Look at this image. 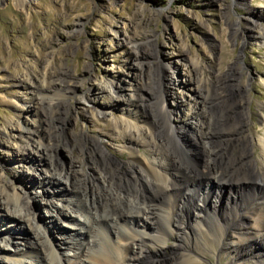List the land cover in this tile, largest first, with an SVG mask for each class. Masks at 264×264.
<instances>
[{
    "label": "rangeland",
    "instance_id": "rangeland-1",
    "mask_svg": "<svg viewBox=\"0 0 264 264\" xmlns=\"http://www.w3.org/2000/svg\"><path fill=\"white\" fill-rule=\"evenodd\" d=\"M25 1L20 6L16 0H0V206L5 204L1 183L9 193L25 192L30 208L22 211L29 213L28 217L33 221L21 224L15 219H5L3 208H0V233L11 227H20L25 233L26 228L36 229L40 225L58 246L60 254L69 256L72 250L64 246L59 248L62 230L58 226H71L81 232L67 215L53 207L52 202H56L62 211L74 214L65 200L76 197L72 191L64 189V183L50 179L51 158L43 156L44 153L35 147V140L38 137L46 140L47 132L44 110L36 97L35 86L45 84L49 69H64L65 77L74 85V90L60 100L63 141L51 153L58 169L63 168V182H75L76 173L82 171L94 174L88 166L74 161L80 155L78 147L73 145V135L98 136L106 144L107 139L101 133L103 128L107 122L112 124L119 119L130 123L135 138L138 137L137 124L149 134L145 122L148 115L139 107L135 108L133 99L135 91L145 82L149 86L150 102L156 103L153 110L159 106L158 81L146 79L145 73L150 66L160 65L164 70L165 75L159 82L168 121L186 129L181 140L190 147L195 159H201L198 150L201 146L195 139L197 129L203 126L200 110L206 101L198 92L200 95L209 92L210 79L214 75L228 71L233 74L228 83L238 85L247 82L250 73L253 78L245 93L250 101L245 110L251 120L242 135L262 133L258 126L257 105L264 102V45H258L251 38H246L244 43L242 40L247 36L248 25L252 24L250 19L247 20L251 15L248 11L260 9L264 0ZM258 22L264 24V20ZM144 48L151 54H138ZM133 51L138 52V58ZM182 53L198 62L197 72L192 63L181 57ZM55 92H51V97L61 96L59 91ZM100 111H106V116L102 117ZM27 130L36 134L29 135ZM119 133L115 128L118 141L107 148L119 160H127V150H116L125 145ZM134 146L138 152L148 154V146L138 143ZM229 149L233 153L239 150L233 146ZM259 150L254 147L255 156ZM44 178L47 182L50 180V185L37 190ZM31 187L38 192L34 193ZM185 191L184 196L176 197V204L172 201L171 205L169 202L166 205L164 198L157 200L156 215L152 219L155 226L167 224L168 219L177 221L182 229L173 225L174 233L162 240L160 250L138 264H152L155 260L169 264L181 252L182 247L177 244L186 243L182 239L187 235L184 231L188 232L186 237L191 244L195 243V235L199 238L198 234H202L193 228L198 226L196 214L212 210L214 204L218 209L233 207L235 203L247 200L245 195L255 188L245 184H218L213 180L200 181L196 187H188ZM204 192H211V196L204 197ZM229 194L232 196L230 202ZM200 206L203 208L198 212ZM163 208L172 210L171 219ZM44 218L55 227L47 226ZM154 228L149 226L147 231L154 234ZM208 228L214 232L213 227ZM18 243L25 241L13 236L10 245L7 242L1 244L5 251H12ZM152 243L159 245L155 240ZM5 256L14 258L8 254L0 256V260H5ZM210 256L209 260L215 264L217 259L218 264L226 263L223 253L219 256L210 253Z\"/></svg>",
    "mask_w": 264,
    "mask_h": 264
},
{
    "label": "bare ground",
    "instance_id": "bare-ground-1",
    "mask_svg": "<svg viewBox=\"0 0 264 264\" xmlns=\"http://www.w3.org/2000/svg\"><path fill=\"white\" fill-rule=\"evenodd\" d=\"M16 1L20 6L26 2ZM260 7L255 11H248L251 15L247 20L250 19L252 24L246 29L247 36L242 40L243 43L246 42V38H251L258 45H264V24L258 22L264 20V5ZM136 53L138 52H134V55L137 57ZM138 54L149 55L151 52L144 48ZM181 57L186 58L196 72L198 71V62L183 53ZM163 71L158 65L150 66L145 73L149 81H158L156 84L159 90L156 97L159 106L156 109L152 108L156 103L152 104L149 99L148 84L143 82L140 89L145 91L140 92L141 90L137 89L134 94L135 108L139 107L148 115L149 119L145 122L149 134L137 124L135 127L138 137L135 138L130 123L125 119H119L112 124L105 122L101 133L107 139L106 144L98 136L73 135V145L78 147L80 155V158L74 161L88 166L94 174L82 171L76 173L75 182L67 183L62 181L63 168L58 169V164L53 160L51 153L61 140L63 141L60 135L63 117L59 107L60 100L67 92L74 90V85L71 79L65 77L64 69L48 70L45 84L35 86L36 97L42 104L43 118L47 125L46 140H40L38 137L35 140L37 143L35 147L44 153L43 156L51 158L50 179L64 183L66 186L64 189L67 192L72 191L76 197L65 200L74 210V214L62 211L59 203L52 202L53 207L59 209L61 214L67 215L80 227L81 232L71 229V226L64 228L57 225L62 230L59 248L64 246L73 251L72 255L67 256L60 254L58 246H55L38 224L36 229L26 228L25 233L20 227L6 228L0 233V256L10 254L14 258L5 256L6 261L0 260V264H138L142 259H149L153 252L160 250L162 240L173 232V225L182 229L177 221L168 219L167 224L155 226L152 219L156 215L154 206L158 204L157 200L164 198L165 204L169 202L171 205L172 201L176 204V197L184 196L188 187H196L200 181L213 180L218 184L224 182L237 186L245 184L255 188V191L245 193L247 200L237 202L233 207L227 205L226 208L218 209V205L214 204L212 210L206 209V213L203 214L200 212L203 206H200L198 211L200 213L195 215L198 226L193 228L203 235L199 233V238L195 235V243L191 244L186 237L188 232L184 231L187 235L182 239L186 243L177 244V247H182L181 252L174 260H170L169 264H215L209 260L210 253L218 256L221 253L225 254V264H264L263 101L257 105L258 126L262 133L242 135L251 120L248 111L245 110L246 103L250 101L245 93L249 90V80L253 77L248 73L247 82L238 85L228 83L233 74L227 71L210 79L211 87L208 93L200 95L198 92L206 101L200 110L204 117L203 126L196 131L195 142L201 146L198 149L201 152L199 154L201 159L197 160L192 157L190 147L181 140V137L186 135V129L181 125H171L168 121L159 82L165 75ZM55 91L61 94L56 99L50 95ZM172 104L176 106L175 102ZM105 112L99 113L104 117ZM115 128L125 140V145L116 147V150L119 152L127 150V160H119L111 155L107 148V145L118 141L114 135ZM26 132L29 135L36 134L33 130ZM137 143L148 146V154L134 149ZM229 146L238 147L239 150L233 153L229 151ZM254 147L260 149L257 156L254 155ZM67 177L66 175L65 178ZM49 185L50 180L47 182L44 178L37 190ZM37 190L33 189L34 193H37ZM1 191L5 204L1 203L0 208H3L5 219H15L21 224L33 221L28 217L29 213L22 211V209L28 211L30 208L29 197L25 192L9 193L2 183ZM210 193L204 192L203 196H211ZM231 197L229 194V202ZM6 204L12 206L8 207ZM163 211L171 219L172 210ZM44 220L47 226L55 227L50 220L46 218ZM149 226L155 227L154 234L147 231ZM209 226L214 228V232L209 231ZM13 236L21 238L25 243L15 244L12 251H5L4 243L10 245ZM151 240H155L159 245L152 243ZM257 244L259 247H256ZM152 264L160 263L159 260H155Z\"/></svg>",
    "mask_w": 264,
    "mask_h": 264
}]
</instances>
